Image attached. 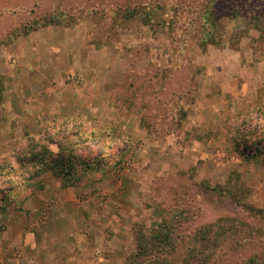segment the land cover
<instances>
[{"label": "rangeland", "instance_id": "1", "mask_svg": "<svg viewBox=\"0 0 264 264\" xmlns=\"http://www.w3.org/2000/svg\"><path fill=\"white\" fill-rule=\"evenodd\" d=\"M68 141L69 174L27 159ZM256 143L264 0H0V264H129L163 223L154 256L192 264L222 220L214 264H264Z\"/></svg>", "mask_w": 264, "mask_h": 264}, {"label": "trees", "instance_id": "2", "mask_svg": "<svg viewBox=\"0 0 264 264\" xmlns=\"http://www.w3.org/2000/svg\"><path fill=\"white\" fill-rule=\"evenodd\" d=\"M235 15L240 16L242 15V13ZM45 25L46 22L43 24V26ZM69 144L71 145V142L69 141L66 142V144H63V142H58V144H56L57 152L56 154H53L47 145L30 143L26 150L27 159L32 163V167L36 171L49 169L50 172H53V174L56 177H61L62 175L66 174V172L69 174L72 167L76 165V163L80 162V158L77 157L73 148L70 147L66 149V147H69ZM250 147H253V152L251 153V155L249 154L250 156L244 155L245 158H247V160L250 159L255 160L260 155H263L264 150L263 148H260L258 143L253 144L251 146H245L244 150L248 151ZM63 165H68L69 171L63 172L62 169ZM235 203H239V202L235 201ZM240 205L246 207L245 204H240ZM246 208L250 212H254V211H256L257 213L260 212L250 207H246ZM1 209L3 210V212H5V208L2 207ZM222 223L224 224V226ZM227 223L230 222L222 220L213 226H207L201 228L200 231L197 233L199 237L195 236L194 241L196 243L202 242L203 250L196 249L193 252L191 251L187 255V258L183 261L195 260L192 264H214L215 253L213 251V247H216V245H218L219 243L225 240V238L224 240L222 239L224 234L220 236L221 235L220 231H224V230L227 231L226 236H228L229 238L226 241V245L228 246L233 245L232 240L234 239L235 233H233V231L231 230H228ZM172 228L173 227L171 224L163 223V229H161V232L159 231L153 237L147 238L142 233H140L139 235L140 237L137 239V249L134 252V255L131 258H129V264H171L167 262L165 258L159 259L157 256L154 255H156V247L159 248L162 247L164 249L170 250L171 252L173 251L174 248L173 249L171 248ZM253 262L254 260L251 258L246 262L240 264H252ZM178 263L180 262H177L176 264ZM186 264H191V263H186Z\"/></svg>", "mask_w": 264, "mask_h": 264}, {"label": "crops", "instance_id": "3", "mask_svg": "<svg viewBox=\"0 0 264 264\" xmlns=\"http://www.w3.org/2000/svg\"><path fill=\"white\" fill-rule=\"evenodd\" d=\"M66 251H67V254L71 253V255H73V251L70 248ZM82 251L83 252L81 253H76V255L78 256H76L75 258H72V261H74V264H106V261L102 262L101 259L97 261L95 258H93L92 253L84 252L83 248H82ZM81 256H84L85 258Z\"/></svg>", "mask_w": 264, "mask_h": 264}]
</instances>
